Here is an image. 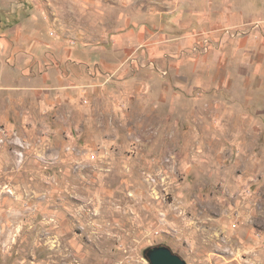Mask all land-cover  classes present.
<instances>
[{
	"label": "rangeland",
	"instance_id": "rangeland-1",
	"mask_svg": "<svg viewBox=\"0 0 264 264\" xmlns=\"http://www.w3.org/2000/svg\"><path fill=\"white\" fill-rule=\"evenodd\" d=\"M160 245L264 264V0H0V264Z\"/></svg>",
	"mask_w": 264,
	"mask_h": 264
},
{
	"label": "water",
	"instance_id": "water-1",
	"mask_svg": "<svg viewBox=\"0 0 264 264\" xmlns=\"http://www.w3.org/2000/svg\"><path fill=\"white\" fill-rule=\"evenodd\" d=\"M150 264H186V261L166 245L150 247L146 250Z\"/></svg>",
	"mask_w": 264,
	"mask_h": 264
},
{
	"label": "crops",
	"instance_id": "crops-1",
	"mask_svg": "<svg viewBox=\"0 0 264 264\" xmlns=\"http://www.w3.org/2000/svg\"><path fill=\"white\" fill-rule=\"evenodd\" d=\"M120 49H121V48H120ZM113 50L116 51V50H119V49H118V47H114ZM80 52H81L82 54H84L86 58L89 57L88 52H84V51H80ZM104 54H105V53H104ZM109 62H110V63L107 64L109 67L114 66V65L116 64V62H115L114 60H110ZM85 63H86V62H85ZM82 64H83V63H82ZM94 64H97V63L95 62Z\"/></svg>",
	"mask_w": 264,
	"mask_h": 264
}]
</instances>
